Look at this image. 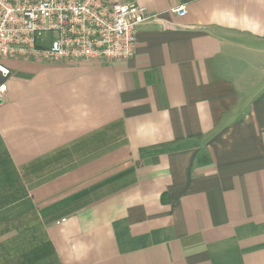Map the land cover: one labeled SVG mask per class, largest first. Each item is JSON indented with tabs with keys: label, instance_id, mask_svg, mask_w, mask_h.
<instances>
[{
	"label": "crops",
	"instance_id": "1",
	"mask_svg": "<svg viewBox=\"0 0 264 264\" xmlns=\"http://www.w3.org/2000/svg\"><path fill=\"white\" fill-rule=\"evenodd\" d=\"M122 1L131 60L5 62L0 264H264V0Z\"/></svg>",
	"mask_w": 264,
	"mask_h": 264
},
{
	"label": "built area",
	"instance_id": "2",
	"mask_svg": "<svg viewBox=\"0 0 264 264\" xmlns=\"http://www.w3.org/2000/svg\"><path fill=\"white\" fill-rule=\"evenodd\" d=\"M174 11L186 14L184 7ZM153 18L122 0H0V104L11 76L7 60L126 62L135 56L138 27Z\"/></svg>",
	"mask_w": 264,
	"mask_h": 264
}]
</instances>
